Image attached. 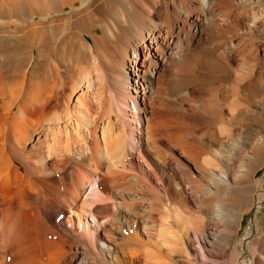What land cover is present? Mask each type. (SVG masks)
<instances>
[{"label":"bare ground","instance_id":"obj_1","mask_svg":"<svg viewBox=\"0 0 264 264\" xmlns=\"http://www.w3.org/2000/svg\"><path fill=\"white\" fill-rule=\"evenodd\" d=\"M263 167L264 0H0V264H264Z\"/></svg>","mask_w":264,"mask_h":264},{"label":"rangeland","instance_id":"obj_2","mask_svg":"<svg viewBox=\"0 0 264 264\" xmlns=\"http://www.w3.org/2000/svg\"><path fill=\"white\" fill-rule=\"evenodd\" d=\"M258 178L261 181V186L259 188V199L261 201V207L260 209H254L252 213L246 215L243 218L244 220H242L241 229L238 232L235 242L243 255L246 254V247L252 244L254 238L257 237L261 227L264 226V167L259 171ZM128 254L131 255L133 253L129 252Z\"/></svg>","mask_w":264,"mask_h":264}]
</instances>
